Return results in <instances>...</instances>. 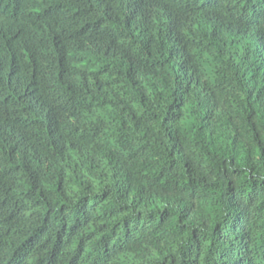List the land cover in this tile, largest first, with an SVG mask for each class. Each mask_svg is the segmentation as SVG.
Segmentation results:
<instances>
[{"label":"trees","instance_id":"16d2710c","mask_svg":"<svg viewBox=\"0 0 264 264\" xmlns=\"http://www.w3.org/2000/svg\"><path fill=\"white\" fill-rule=\"evenodd\" d=\"M0 264H264V0H0Z\"/></svg>","mask_w":264,"mask_h":264}]
</instances>
